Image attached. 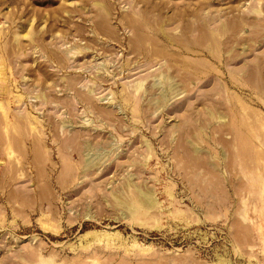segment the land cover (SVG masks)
<instances>
[{
    "label": "rangeland",
    "instance_id": "1",
    "mask_svg": "<svg viewBox=\"0 0 264 264\" xmlns=\"http://www.w3.org/2000/svg\"><path fill=\"white\" fill-rule=\"evenodd\" d=\"M0 264H264V0H0Z\"/></svg>",
    "mask_w": 264,
    "mask_h": 264
},
{
    "label": "bare ground",
    "instance_id": "2",
    "mask_svg": "<svg viewBox=\"0 0 264 264\" xmlns=\"http://www.w3.org/2000/svg\"><path fill=\"white\" fill-rule=\"evenodd\" d=\"M76 132V131H75ZM76 136V135H75ZM74 137V136H73ZM76 138V137H75ZM79 143V142H78ZM198 144V143H197ZM77 145H79V144H77ZM75 147V146H74ZM197 151V150H196ZM138 195V194H137ZM140 195V194H139ZM141 197L143 196V195H140ZM128 200V199H127ZM128 202V201H127Z\"/></svg>",
    "mask_w": 264,
    "mask_h": 264
}]
</instances>
